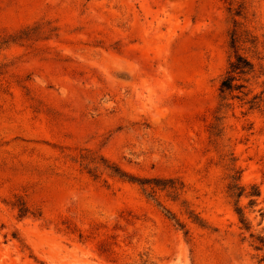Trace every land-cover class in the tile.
<instances>
[{
	"label": "rangeland",
	"instance_id": "1",
	"mask_svg": "<svg viewBox=\"0 0 264 264\" xmlns=\"http://www.w3.org/2000/svg\"><path fill=\"white\" fill-rule=\"evenodd\" d=\"M257 237L264 0H0V264H264Z\"/></svg>",
	"mask_w": 264,
	"mask_h": 264
},
{
	"label": "trees",
	"instance_id": "2",
	"mask_svg": "<svg viewBox=\"0 0 264 264\" xmlns=\"http://www.w3.org/2000/svg\"><path fill=\"white\" fill-rule=\"evenodd\" d=\"M238 35L237 32L234 31L231 35V42H230V48L236 50L237 44H238ZM253 71V64L245 57H243L241 54H239L237 51H234L233 60L229 63L228 71L226 72V76L223 78V80L220 82L219 85V91L221 94L223 93H232V92H239L245 88L244 83L246 80H244L245 76H248ZM257 97L253 98V101L251 102V106H254L259 102L257 101ZM123 177V175H121ZM239 190V188L236 185H232L229 187V191L231 192L232 196H236V198H240L242 195V191L239 193H235V191ZM253 196L258 197L259 192H256ZM20 215L26 214V209L21 206L19 209ZM239 214V212H238ZM244 219H241V223L243 224V227L247 229L246 223L244 222ZM257 243L260 245V248L264 246V240L261 237L256 238ZM257 250H259L258 246L256 247Z\"/></svg>",
	"mask_w": 264,
	"mask_h": 264
}]
</instances>
